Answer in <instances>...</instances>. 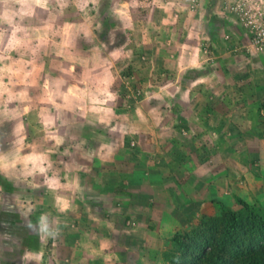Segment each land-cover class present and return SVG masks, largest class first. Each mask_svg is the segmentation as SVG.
<instances>
[{"label":"rangeland","instance_id":"obj_1","mask_svg":"<svg viewBox=\"0 0 264 264\" xmlns=\"http://www.w3.org/2000/svg\"><path fill=\"white\" fill-rule=\"evenodd\" d=\"M233 1L237 0H0V264H56L57 235L37 234L28 225L44 215L50 230L56 231L65 224L63 214L74 215L73 207L62 212L63 205L75 202L74 194L83 199L92 194L86 192L87 178L75 191L74 170L87 169L79 152L90 147L93 138L98 141L112 131L127 147L147 152L149 135L156 137V127L159 136L168 133L176 110L194 113L195 100L173 99L176 92L190 96V79L199 72L190 68V22L185 13H203L207 22L217 24L219 12L226 26L219 35L237 45L229 34L234 26L240 29L230 13ZM239 1L245 7H264L262 0ZM208 49L200 40L199 61L210 57ZM259 100L256 114L263 123L264 96ZM193 117L190 139L197 144L190 143V151L196 159L211 167L239 161L242 173L252 175L249 169L259 159L248 154L240 159L244 152L239 140L228 154L215 129L217 118L210 117L201 129ZM183 134H188L186 129ZM259 137L264 140V127ZM259 147L264 152V146ZM232 194L264 203V192ZM232 194L213 199L232 206ZM190 200H197L192 192ZM210 207L208 214L215 210ZM198 214L190 216L185 228ZM171 227L181 229L178 224ZM126 228L120 237L123 244L131 234ZM171 235L166 236L165 248ZM109 240L102 243L108 246ZM78 249L85 250L68 245L62 258L68 257L69 264H86L80 256L92 258L96 251L80 255ZM149 252L143 264H164L160 252L152 247Z\"/></svg>","mask_w":264,"mask_h":264},{"label":"crops","instance_id":"obj_2","mask_svg":"<svg viewBox=\"0 0 264 264\" xmlns=\"http://www.w3.org/2000/svg\"><path fill=\"white\" fill-rule=\"evenodd\" d=\"M215 13H218L217 24L207 22L203 13H185L190 22V68L199 72H194L190 79V96L176 92L173 99L195 100L194 113L188 116L189 113L176 110L171 115L169 134L162 132L159 136V127H156V137H141L151 143L147 152L127 147L112 131L101 135L98 141L91 138L90 147L79 152L84 163L87 162V169L74 170L75 191L81 189L87 178L86 192L92 194L87 193L85 199L74 194L75 202L70 200L63 205L62 212L73 207L74 215L60 217L65 224L57 226L56 264H69L68 257L62 258L68 245L84 247L85 252L78 249L80 255L96 250L92 258L80 256L81 260H87L86 264H143L151 255V247L156 253L165 248L166 236L168 238L177 228L171 231V225L185 228L190 216L202 211L208 213L216 195L264 192V152L259 147L264 146V140L259 137L264 122L256 114L259 99L264 96V54L246 53L244 34L235 26L229 34L232 33L233 44L237 45H230L219 35L222 26H226L219 12ZM200 40L207 42L208 50H212L206 62L199 61ZM169 60L166 58L167 62ZM192 91L197 93L194 95ZM139 110V107L133 109L132 115ZM190 117L201 129L207 126L206 120L210 117L217 118L219 126L215 129L219 130L223 149H228V154L239 140L238 145L244 152L239 155L240 159L247 154L252 160L259 159L253 163L256 167L249 169L252 175L242 173L239 161L211 167L210 163L196 159V154L190 151V143L197 144L190 139ZM197 118L200 121H196ZM228 118L231 119L228 121ZM184 129L188 134H183ZM236 155L237 152L233 154ZM117 175L119 182L114 181ZM191 192L197 197L196 201L190 200ZM56 206L61 209L60 204ZM131 222L135 226H129ZM124 227L131 233L126 232L129 237L125 244L120 238ZM106 238H110L107 243L111 250L102 243Z\"/></svg>","mask_w":264,"mask_h":264},{"label":"trees","instance_id":"obj_3","mask_svg":"<svg viewBox=\"0 0 264 264\" xmlns=\"http://www.w3.org/2000/svg\"><path fill=\"white\" fill-rule=\"evenodd\" d=\"M232 197V206L212 199L214 213L174 231L160 252L164 264H264V203Z\"/></svg>","mask_w":264,"mask_h":264},{"label":"built area","instance_id":"obj_4","mask_svg":"<svg viewBox=\"0 0 264 264\" xmlns=\"http://www.w3.org/2000/svg\"><path fill=\"white\" fill-rule=\"evenodd\" d=\"M231 3L230 13L237 20L246 40L244 50L247 53L264 54V7H245L244 2L238 0Z\"/></svg>","mask_w":264,"mask_h":264},{"label":"clouds","instance_id":"obj_5","mask_svg":"<svg viewBox=\"0 0 264 264\" xmlns=\"http://www.w3.org/2000/svg\"><path fill=\"white\" fill-rule=\"evenodd\" d=\"M29 228L36 231L37 234H43L46 236L54 237L58 234V229L56 231L50 230L47 223V216L42 215L35 225L29 224Z\"/></svg>","mask_w":264,"mask_h":264}]
</instances>
